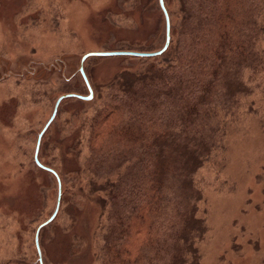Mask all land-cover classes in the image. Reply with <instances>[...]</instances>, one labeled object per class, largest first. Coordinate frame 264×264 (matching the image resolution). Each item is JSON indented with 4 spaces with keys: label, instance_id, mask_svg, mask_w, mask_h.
I'll use <instances>...</instances> for the list:
<instances>
[{
    "label": "trees",
    "instance_id": "obj_1",
    "mask_svg": "<svg viewBox=\"0 0 264 264\" xmlns=\"http://www.w3.org/2000/svg\"><path fill=\"white\" fill-rule=\"evenodd\" d=\"M164 2L168 50L120 58L123 68L107 85L89 79L90 110L61 124L72 133L70 146L60 152L53 143L54 165L41 160L48 152L39 153V163L60 179L61 206L67 197L99 207L105 224L96 233L97 264L200 262L207 226L198 174L212 168L229 123L264 76V49L257 48L264 0ZM68 154L75 168L64 171Z\"/></svg>",
    "mask_w": 264,
    "mask_h": 264
},
{
    "label": "rangeland",
    "instance_id": "obj_2",
    "mask_svg": "<svg viewBox=\"0 0 264 264\" xmlns=\"http://www.w3.org/2000/svg\"><path fill=\"white\" fill-rule=\"evenodd\" d=\"M165 26L158 0H0V264H39L35 232L51 218L58 187L52 174L36 169L37 138L58 99L89 95L80 60L91 53L157 52ZM120 58L87 59V81L109 84L123 68ZM256 81L261 86L242 101L212 168L198 174L199 216L207 226L198 264H264V76ZM87 104L61 102L40 144L39 153H49L42 162L54 165L58 151L49 148L57 141L60 152L67 150L72 133L61 124L89 111ZM61 166L75 168L69 154ZM70 202L60 203L56 220L40 233L42 264H97L96 233L105 224L99 207ZM77 243L82 250L73 253Z\"/></svg>",
    "mask_w": 264,
    "mask_h": 264
},
{
    "label": "water",
    "instance_id": "obj_3",
    "mask_svg": "<svg viewBox=\"0 0 264 264\" xmlns=\"http://www.w3.org/2000/svg\"><path fill=\"white\" fill-rule=\"evenodd\" d=\"M158 4H159L160 10L164 16L165 25H166L165 26V41H164L163 47L159 51L154 52V53L113 52V53H91V54L85 55L80 60L79 74L81 75V77H82V79L86 85V88H87L89 95L87 97L78 96V95H66V96L58 99V101L56 102V104L54 106L52 117L50 118L48 123L45 125V127L42 129V131L38 135L37 144H36V148H35L34 163L39 170L52 174L56 180L57 187H58L56 206H55V210H54L51 218L47 222L40 225L35 232V246H36V249L38 252L39 264H42L41 253H40L39 244H38L40 233L45 227H47L50 223H52L55 220V218L57 217L58 212H59V208H60L61 197H62L61 183H60L59 177L53 171L43 167L38 161V153L40 150V144H41L42 138L45 135L48 128L53 123V121L55 120L61 102H63L64 100L74 99V100H77L81 103H90L93 100V92H92L91 86L89 85L87 78L85 76V73H84V63L87 59H89V58H114V57L134 58V59H151V58H157V57L162 56L168 50L169 45H170L169 17L167 15L166 9L164 7V1L158 0Z\"/></svg>",
    "mask_w": 264,
    "mask_h": 264
}]
</instances>
